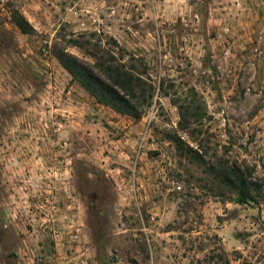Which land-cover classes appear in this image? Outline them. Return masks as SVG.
Returning <instances> with one entry per match:
<instances>
[{"label": "rangeland", "instance_id": "obj_1", "mask_svg": "<svg viewBox=\"0 0 264 264\" xmlns=\"http://www.w3.org/2000/svg\"><path fill=\"white\" fill-rule=\"evenodd\" d=\"M74 39L145 68L142 119L72 79ZM175 141L264 184V0H0V264H264V205Z\"/></svg>", "mask_w": 264, "mask_h": 264}, {"label": "trees", "instance_id": "obj_2", "mask_svg": "<svg viewBox=\"0 0 264 264\" xmlns=\"http://www.w3.org/2000/svg\"><path fill=\"white\" fill-rule=\"evenodd\" d=\"M13 22L23 34L27 35L32 31L30 23L20 13L14 14ZM70 43L78 49L87 51L93 59L89 62L66 52L58 55L60 64L72 79L100 105L109 107L119 115L129 116L135 120L142 119L145 108L148 104L151 106L156 91L151 80L145 77L147 75L145 68L141 71L134 65L129 67L124 63L125 54L122 51L116 52L113 48L106 49L98 45L92 49L89 42L80 39L71 40ZM135 61L136 58L133 57L131 62ZM178 108L183 129L187 130L194 116L183 106ZM175 144L182 157H187L193 163L210 166L223 187L236 196L237 204L264 205V184H260L254 178L250 168L232 164L229 159L223 157H218L216 162L210 163L206 159L208 155L206 149L196 151L180 141H175Z\"/></svg>", "mask_w": 264, "mask_h": 264}]
</instances>
